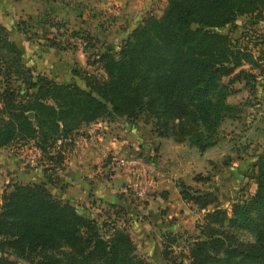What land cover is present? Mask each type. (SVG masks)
<instances>
[{
    "label": "trees",
    "instance_id": "1",
    "mask_svg": "<svg viewBox=\"0 0 264 264\" xmlns=\"http://www.w3.org/2000/svg\"><path fill=\"white\" fill-rule=\"evenodd\" d=\"M254 11L264 12V0H166L158 16L146 15L117 47L95 54L101 74L72 69L79 82H56L23 69L17 46L0 24V60L7 56L13 65L0 69V147L32 140L54 167L63 158L55 142L69 139L81 124L144 113L153 118L157 136L204 151L215 143L222 119L232 114L226 97L236 89L229 83L239 73L256 77L239 67L241 62L258 67L264 59L242 46L233 49L230 36L218 29L235 13ZM254 170V189L227 210L215 204L213 191L178 183L181 198L204 209L187 245L186 264H264V148ZM43 176L44 181L11 182L1 193L0 264H19L8 255L28 264H149L135 252L124 226L99 223L55 198L45 186L52 179ZM241 230L253 231L254 239H238ZM175 238L169 231L161 234L164 259Z\"/></svg>",
    "mask_w": 264,
    "mask_h": 264
},
{
    "label": "rangeland",
    "instance_id": "2",
    "mask_svg": "<svg viewBox=\"0 0 264 264\" xmlns=\"http://www.w3.org/2000/svg\"><path fill=\"white\" fill-rule=\"evenodd\" d=\"M107 1L0 0V24L7 37L17 46L21 56L20 66L23 69H30L33 73L41 72L56 82H79L77 73L73 74L72 69L101 74L97 63H93L95 54L104 48L117 47L133 27L127 20H122L124 12L121 9L118 12V6L111 2L106 4ZM159 1L152 6L151 15L157 16L161 13L166 0ZM218 30L227 32L233 49L242 46L250 56L264 55V12L235 13L232 21ZM258 65L250 67L248 63L241 62L239 67L248 73L256 74L255 79L245 73H239L238 78L229 83V87L236 89L226 97L227 102L233 105L232 114L225 116L219 124L215 143L204 151L196 150L185 141L181 143L182 147H185L184 151L189 154L186 153L185 157L194 160L190 162V166L180 164L183 162L180 159V162L177 160L175 171H172L173 167L168 169L166 164L158 161L154 153L155 140H150L156 135L152 130V117L140 113L124 123H117L127 128L124 130L129 139L124 144H128V148L124 147L122 152H111L106 156L107 162H110L111 156L135 158L136 162L131 167L128 164L114 166L117 171L125 167L132 168L130 170L134 171L133 178L137 181V186L139 179L144 176L140 183L143 190L141 194L138 191L133 192V186L129 184L122 192L125 204L107 203V206L100 208L96 213H88L99 223L106 221L124 226L137 251H140L137 254L144 257L149 264H186L188 261L187 245L198 233L197 223L201 222L204 209L183 200L178 192V183L187 184L192 189L213 191L215 204L226 210L232 202L240 200L254 189L255 160L264 148V76L261 75L262 70L259 71L260 67L264 68L263 58L258 60ZM8 66L13 69L6 56L0 60V69H6ZM238 68L222 76V81L226 82ZM2 77L0 73V87ZM16 82L18 80L11 81L13 84ZM131 128L132 132H129ZM66 141L69 140L63 141L65 145ZM129 142L135 143V146ZM55 145L62 146V141L57 140ZM191 149L194 151H190ZM179 155H182L180 150ZM3 161L5 168L0 169V196L11 182H38L36 179L40 178V173L42 176L46 173L52 179L46 183V188L55 198L62 201V181L57 179L58 171H62V161L53 167L54 163H49L47 154H42L33 145L32 140L0 147V164ZM44 168L47 169L45 172ZM22 171L29 173L27 175L31 178L25 176ZM196 175H199V179L194 178ZM159 178L162 179L159 181ZM40 181H44V176ZM117 184L119 185V182ZM172 185L176 188H172ZM160 198H169L172 205L170 217L150 218L145 209L152 205L157 209L156 213L165 212V209L161 208ZM157 199L158 203H155L154 200ZM211 206L206 208L210 209ZM76 208L79 212L84 210V207ZM136 209L138 212H135ZM133 220L149 221L153 224L154 230L146 236L151 234L154 243L155 240L159 241L158 234L162 232V228L163 232L168 230L162 225L173 224L175 230L169 232L175 234L176 238L167 248L165 259L155 247L150 253L144 250L140 236L137 237V233L132 229ZM235 235L244 241L254 239V233L250 230L237 231ZM8 256L19 264H28L13 255Z\"/></svg>",
    "mask_w": 264,
    "mask_h": 264
},
{
    "label": "crops",
    "instance_id": "3",
    "mask_svg": "<svg viewBox=\"0 0 264 264\" xmlns=\"http://www.w3.org/2000/svg\"><path fill=\"white\" fill-rule=\"evenodd\" d=\"M110 2L118 6V12H120V9L124 12L122 20H127L128 23L134 27L143 17L151 14V11H153L151 9L152 6H155L156 3L160 1L108 0L106 4ZM121 122L124 123L125 120ZM117 123L119 124L117 119L101 117L95 121L81 124L71 136H69V142L66 141V145L64 144L65 142L62 143V171H58L57 173V179L60 182L62 181V201H66L79 208L84 207L83 211H89L94 214L99 211L100 208L107 206V203L120 204L121 202L122 204H125L123 202L124 193L122 194V192L125 191L126 186L129 184L133 186V188H131L133 192L138 191L141 194L143 189L140 183H142L141 180H143L144 176L139 179V185L137 186V181L135 182L133 178L134 171L130 170L132 168L125 167L121 171H117L118 169L116 166L107 162L106 156L108 154L111 152H122L124 147L128 148V144H124L128 142L127 139H129L124 130L127 128L121 125V123L120 125H117ZM132 129L133 128L128 131L132 132ZM150 140H155L156 151L154 153L156 154L158 161L161 164H166L168 169L173 167L174 170L172 171H175L177 160L180 162V159H182L183 162L180 164L184 163L188 166H190V162L194 161L187 156L185 157L187 152L184 151L185 147H182V142H175L170 137H161L157 135H153ZM129 144L135 146V143L133 142H129ZM181 148H183V150H181ZM179 150L182 155H179ZM190 151H194V149H191ZM203 153L204 152H202V154ZM187 155L189 154L187 153ZM4 165L5 162L3 161L2 164H0V169L5 168ZM34 170L36 172V169ZM109 171L112 172L109 173ZM22 172H24L25 176L31 178L30 175H27L29 173L25 171ZM20 177L25 178L23 176ZM161 179L162 178H159V181ZM40 180H43L41 173L40 178L36 179V181ZM159 181L156 180V182ZM118 182L119 185L117 184ZM172 188L175 189L176 186L172 185ZM159 200L162 202L160 203L162 204L161 208L165 209V212L156 213L157 209L152 205L150 208L145 209L147 214L150 218H155V216L159 219L164 216L170 217L171 213H169V211L172 205L169 198H160ZM157 201L158 199L154 200L155 203H158ZM137 208L139 209V207ZM138 209H136L135 212H138ZM132 222L134 223L132 229L137 233V237L140 236L139 239H141L142 244L145 247L144 250L150 253V250L155 247V249L161 254L160 240L163 228L160 230V232H162L158 234L159 241L155 240V244L151 238V234L146 236L149 232L154 230L153 224L149 221L140 222L139 220H133ZM162 226L165 229H168L167 231L175 230L173 224L167 225L164 223ZM129 230L131 229L129 228ZM134 246L135 252L139 254L140 251H137L135 244Z\"/></svg>",
    "mask_w": 264,
    "mask_h": 264
},
{
    "label": "built area",
    "instance_id": "4",
    "mask_svg": "<svg viewBox=\"0 0 264 264\" xmlns=\"http://www.w3.org/2000/svg\"><path fill=\"white\" fill-rule=\"evenodd\" d=\"M110 164L114 165V164H117V165H125V164H128L130 165V167L132 165L135 164L136 162V159L135 158H125L123 157V155H119V156H111L110 157Z\"/></svg>",
    "mask_w": 264,
    "mask_h": 264
},
{
    "label": "water",
    "instance_id": "5",
    "mask_svg": "<svg viewBox=\"0 0 264 264\" xmlns=\"http://www.w3.org/2000/svg\"><path fill=\"white\" fill-rule=\"evenodd\" d=\"M26 115H27L28 117H32V112H31V111H27V112H26Z\"/></svg>",
    "mask_w": 264,
    "mask_h": 264
}]
</instances>
